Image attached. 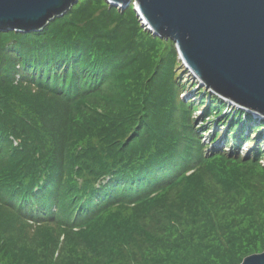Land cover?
Segmentation results:
<instances>
[{
  "label": "trees",
  "instance_id": "trees-1",
  "mask_svg": "<svg viewBox=\"0 0 264 264\" xmlns=\"http://www.w3.org/2000/svg\"><path fill=\"white\" fill-rule=\"evenodd\" d=\"M101 3L0 30V264H239L263 251L264 121L198 81L184 99L175 43L133 4Z\"/></svg>",
  "mask_w": 264,
  "mask_h": 264
},
{
  "label": "water",
  "instance_id": "water-1",
  "mask_svg": "<svg viewBox=\"0 0 264 264\" xmlns=\"http://www.w3.org/2000/svg\"><path fill=\"white\" fill-rule=\"evenodd\" d=\"M124 8L131 0H107ZM78 0H0V30L40 31ZM155 36L210 92L264 117V0H136ZM264 264V251L245 256Z\"/></svg>",
  "mask_w": 264,
  "mask_h": 264
},
{
  "label": "rangeland",
  "instance_id": "rangeland-1",
  "mask_svg": "<svg viewBox=\"0 0 264 264\" xmlns=\"http://www.w3.org/2000/svg\"><path fill=\"white\" fill-rule=\"evenodd\" d=\"M79 1V0H78ZM103 1H107V0H102V3L100 4V7H102V8H107V6H106V4H104L103 3ZM78 3V2H77ZM76 3V4H77ZM130 3L131 4H133V5H135L136 4V0H131L130 2H129V4L127 5V6H125L124 8H128V7H131V5H130ZM75 4V5H76ZM130 5V6H129ZM116 7V6H115ZM117 8V7H116ZM133 9V8H132ZM134 10L136 11V9H135V7H134ZM139 19H140V17H139ZM141 25H142V23H141ZM145 30H147V29H145ZM164 40H166V39H164ZM184 67H185V65H184ZM188 70V69H187ZM189 71V70H188ZM191 74V75H190ZM181 75L183 76V77H185V82H186V89H185V91H184V93L182 94V97L184 98V99H188V98H190V97H193L195 94H196V92H198V87H195L194 89H190V85H191V83L192 82H196V81H199V79L196 77V76H194L191 72L188 74V73H186L185 71H183L182 73H181ZM200 86H203L202 85V83L200 82V84H199ZM196 114L198 115L197 116V122H196V124L197 125H199L200 124V122L202 121V118H201V114H202V112L201 111H198V112H196ZM259 133H249V137L250 138H254V137H256L257 135H258ZM209 138H210V136H209V133H205L204 134V137H203V139L204 140H209ZM257 145H256V141L254 142L252 139H251V141H245V142H243L242 141V143H241V147H240V149H239V152H241V153H243V151H245V150H248V149H253L254 147H256ZM262 146V145H261ZM262 148H264V146L262 147ZM227 149H229V147H227ZM263 162H264V158H263ZM264 251V250H263ZM262 252V251H261Z\"/></svg>",
  "mask_w": 264,
  "mask_h": 264
},
{
  "label": "snow or ice",
  "instance_id": "snow-or-ice-1",
  "mask_svg": "<svg viewBox=\"0 0 264 264\" xmlns=\"http://www.w3.org/2000/svg\"><path fill=\"white\" fill-rule=\"evenodd\" d=\"M245 264H254V262L252 259H249V260L245 261Z\"/></svg>",
  "mask_w": 264,
  "mask_h": 264
}]
</instances>
